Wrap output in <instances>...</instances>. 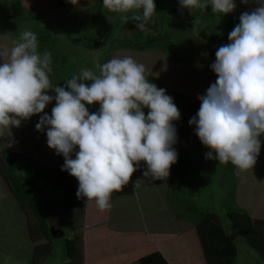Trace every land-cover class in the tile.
Wrapping results in <instances>:
<instances>
[{
	"label": "clouds",
	"instance_id": "clouds-1",
	"mask_svg": "<svg viewBox=\"0 0 264 264\" xmlns=\"http://www.w3.org/2000/svg\"><path fill=\"white\" fill-rule=\"evenodd\" d=\"M102 2L108 11L125 14L121 23L135 22L140 31L157 13L154 0ZM258 3L240 15L229 42L216 50L210 66L216 81L198 96L199 110L189 120L210 150L206 159L231 163L237 174L255 166L264 135V0ZM179 5L190 12L210 6L222 15L236 8L234 0H179ZM12 45L0 48V140L43 113L36 130L47 129L48 147L64 157L62 170L78 180L77 198L95 201L100 211L112 207V194L129 183L141 162L145 177L169 176L178 158L173 121L181 113L166 89L146 78L143 63L113 57L98 66V73L85 68L63 86H53L52 54L38 51L37 34L23 30ZM53 100L49 115L45 108ZM94 104L99 109L90 112L86 105Z\"/></svg>",
	"mask_w": 264,
	"mask_h": 264
},
{
	"label": "rangeland",
	"instance_id": "rangeland-1",
	"mask_svg": "<svg viewBox=\"0 0 264 264\" xmlns=\"http://www.w3.org/2000/svg\"><path fill=\"white\" fill-rule=\"evenodd\" d=\"M8 1L10 0H0V48H11L13 46L12 41L18 39L23 30L32 29L39 31L44 29V32L50 30V38L45 40L43 47L38 50L41 53L49 51L52 54L53 71L50 74V80L53 86H57V84L63 86L67 79L73 75H78L85 68L98 73L99 65L113 57L127 55L146 66L145 75L150 82L155 83L159 88L168 87L176 92L178 91V87H176L178 79L168 71H171L174 67V61L170 59L176 56H184L182 54V50L185 53L184 49L180 47H193L197 50L200 48L198 45L202 43L201 40L204 44L209 43L207 40L208 36L215 46L219 48L229 42V31L227 29L230 26L228 25L232 24L233 19L237 20L238 18L237 15L236 18H233L229 15L213 14L210 6L206 13L201 9H192L190 12L188 9H181L179 0H154L157 13L150 21L148 29L140 31L136 29L135 22L121 23L120 18L125 14L108 11L104 6H101V4L103 5L102 0H100V4L99 0H74V3H72V0H15L22 7V11H16V15L9 13ZM237 9L236 7L228 14L231 15ZM88 10L94 11L98 15L96 21L92 20L93 18L89 19L88 16L91 15ZM195 11H200V13L195 15ZM163 14L165 15L164 18H162ZM204 14L209 15V18H211L210 22L203 20L205 18ZM194 17L197 19H194ZM76 21H78L77 24ZM185 21H189L190 24L185 26ZM236 22L234 25H236ZM162 24H165L163 32L166 30L163 33L165 35L164 38L171 40L166 43L159 42L154 46L147 45L148 47L143 50L137 47H124L123 41L135 40L134 38L137 34H143V37L148 38L157 37L158 28L161 30L160 25ZM234 25H231V30L235 27ZM91 41H94V43L90 48L87 44ZM146 43L148 42H145V45ZM70 50L73 53L70 57L67 56L65 62L62 63L64 72L62 73L59 62L64 55L70 53ZM212 74L216 75L215 73ZM191 83H194V80ZM187 84L197 97L205 94L204 88L206 86L203 83L190 85L189 82ZM48 94L55 95L51 90ZM193 101V98L189 100L191 103L182 99L179 102V107L182 104H186L185 107L190 106L192 108ZM54 106L55 101L53 100L46 106L45 111L51 110ZM188 112L189 110L187 109L186 113ZM180 113L181 116L185 115V112L180 111ZM11 132L13 135L15 127L11 129ZM201 146L203 147L204 145L201 143ZM206 153L204 151L198 157L195 154L194 156L189 154L185 162L181 158L180 165H174V170L181 174L184 181L188 179L196 180L197 177L203 178V176H208V179L210 178V181H212L204 184V187L198 190L199 193H195L189 201H184V204L181 201L183 198L181 194H177L180 198L177 197L176 205L180 204V213L184 212L181 204L190 207L189 211L197 212L196 214L199 211H218L217 213H219L225 230H229L235 235V245L238 253L236 264H264L259 254L252 247L246 245L241 236L231 230L233 228L225 216L227 209L237 208L248 213L252 218L264 219V182L262 181L264 179V161L260 166L255 164L254 169L242 172L244 177H240L241 172L237 174V170L231 163L224 165L212 160L214 161L212 165H201L198 160L206 159ZM43 154L47 156L45 150H43ZM47 157L51 159L59 158L64 161V157L57 155L55 151L50 152ZM208 169H210L209 174L206 173ZM199 171L200 173H198ZM0 173V186L3 188L5 185L8 189L5 176L2 172ZM54 173L56 172L54 171ZM59 174L63 183L73 186L75 190L78 188L77 181L73 180V176L66 173ZM203 180L207 181L206 179ZM37 184L38 187L33 190V193L38 198L39 205H42L40 207L44 206L42 195L46 199L53 201V204H57V206L60 204L61 195L59 189L48 188L46 181H38ZM192 189L193 187L189 191ZM16 200L17 198L14 196L4 198L0 194V264H31L36 243L42 245V257L45 256L44 259H41L40 264H79L81 251L76 250L77 248L75 247L79 245L78 242L81 240L79 238L80 233L77 232L76 237L73 238L72 236L74 235L65 229L64 235L60 237L53 238L50 235L49 239L40 237L41 240L32 241L30 237L33 236V233L29 231V222L35 219L29 221L26 213L28 210L20 202L21 206L17 204ZM45 202L51 205V202L47 200ZM42 210L46 212L45 208ZM45 215H48L46 221L50 234L49 228L57 226V224H54L56 222L53 221L55 218L52 208H48ZM30 219L32 218L30 217ZM33 228H35V225ZM69 239L74 242L75 246L68 244ZM78 254L80 258L77 257Z\"/></svg>",
	"mask_w": 264,
	"mask_h": 264
},
{
	"label": "crops",
	"instance_id": "crops-1",
	"mask_svg": "<svg viewBox=\"0 0 264 264\" xmlns=\"http://www.w3.org/2000/svg\"><path fill=\"white\" fill-rule=\"evenodd\" d=\"M234 2L238 9L231 15L226 14L233 18L238 16L237 20L233 19L232 25L236 21V25L239 23V17L243 12L251 11L259 6L258 0H247L246 3L242 0H235ZM208 10L206 9L204 12L206 13ZM199 13L200 11H195V15ZM203 16L205 17L203 20L211 21L209 15L204 14ZM194 19L197 18L194 17ZM207 40L209 41L208 44H204L201 40L202 43L198 45L200 48L197 50L188 47L187 50H184L185 53L182 50L184 56H176L170 59L174 61V71L172 69L168 72L178 79L176 82L178 91L175 92L167 87L164 88L166 93L173 97L178 109L183 108V104L179 107V102L182 99L189 102L193 98L192 103L194 105L192 104V108L188 107V121H173L177 131V142L173 147L178 153V158L177 162L171 166L169 176L165 179L145 177L143 172L146 170V164L141 162L129 183L123 186L120 192L112 194L110 201L112 207L105 211H100L95 201H87V198L78 199L76 196L78 188L75 190L72 222L74 223L75 235L78 232L80 233L79 238H81L78 242L79 245L75 247L76 250L81 251V258L79 254L77 256L81 259L79 264H138L142 257L153 252H159L168 264H207L197 231V224L202 218L201 212L196 214L197 212L189 211L190 207L183 204L184 201H189L195 193H199L198 190L203 188L204 184L212 181L210 178L208 179V176L184 181L181 174L174 170V165H180L181 158L185 162L189 154L192 156L195 154L198 157L204 151H210L205 146H201V142L195 134V125H189V120L199 110L200 101L191 87L187 86L189 82L190 85L203 83L206 86L204 88L205 93L210 84L216 81L217 77L212 74L214 72L210 66L215 61V53L218 48L208 36ZM193 80L194 83H191ZM147 111L145 110V114ZM45 112L51 115V110ZM41 115L43 113L33 115L30 119L22 121L20 127H15L11 139L0 140V172L5 166L1 153L3 150H10L42 169L69 175L67 171L62 170L64 161L59 158L47 157L50 152L55 150L50 149L47 145V129L37 131L35 128ZM260 140L261 149L256 162L259 166L264 161V135L260 137ZM43 150L46 151L47 156H44ZM76 150L78 151V149ZM72 158H75L74 153ZM198 161L203 166L214 164V161L208 159ZM209 172L210 169L206 173L209 174ZM242 174L241 172L240 177H244ZM73 180H76L78 185V180L75 177ZM262 181L264 182V179ZM191 187L193 189L189 191ZM5 189L7 187L4 185L0 194L4 198L13 197L9 188ZM177 194H181L183 197L181 199L183 203L181 207L184 209L182 214L179 210L180 204L176 205L177 197L180 198ZM42 197L45 213L47 214L48 208H52L55 215L56 205L43 195ZM45 200L51 202V205L47 204ZM16 202L19 204V201L16 200ZM53 221L56 222L54 223L57 224L56 227L63 228L56 218ZM37 244L40 245V243L35 245ZM39 249L41 250V247ZM32 256L34 255L32 254ZM41 256L42 254L39 257Z\"/></svg>",
	"mask_w": 264,
	"mask_h": 264
},
{
	"label": "trees",
	"instance_id": "trees-1",
	"mask_svg": "<svg viewBox=\"0 0 264 264\" xmlns=\"http://www.w3.org/2000/svg\"><path fill=\"white\" fill-rule=\"evenodd\" d=\"M7 6L9 7V13L12 15H16L17 10L22 11L21 5L15 0L8 1ZM101 6L103 5L101 4ZM101 6L99 5V7ZM88 13L91 15L88 16L89 19L93 18L92 20L95 21L98 19V15L94 11L88 10ZM164 16L165 15L163 14L162 18H164ZM77 22L78 21H76V24ZM189 24V21L184 22L185 26H188ZM231 25L228 26L231 27ZM164 26L165 24L160 25L161 30H159L158 28L159 32L157 37L148 38L143 37V34H137L135 35V40H124V47H137L143 50L148 47L147 45L154 46L159 42L166 43L168 40L171 39L166 40L164 38L165 35H163V33L166 31L165 30L163 32ZM230 27L227 29V31L229 32L232 31ZM29 30L37 34L38 49L43 47L45 40H48L50 38V30H48L47 32H44V29H40L39 31H34L32 29ZM41 31L44 33H42ZM39 33L45 35H41ZM145 42L148 43H146L145 45ZM93 43L94 41H91L87 44V46L91 48ZM182 47L184 50H187L185 46ZM72 53L73 51L70 50V53L68 55H64L59 62L62 73H64L62 63H64L65 58L67 56L70 57ZM57 86H59V84H57ZM86 106L89 108L90 112H94L99 109V104ZM185 106L186 104H183V108L181 107L179 109L180 111L185 112V115L180 116V121H188L189 114L186 113V110L189 109L188 107L190 106ZM1 157L5 162V166L2 169V173L5 176L9 190L11 191L13 196L17 198L21 205L25 206L28 212H30L31 215L26 212L28 214L29 221L35 219L34 221L29 222V231L33 233V236L30 237L31 240H40V237H43L45 239L50 238L46 221L47 216L42 210L44 207H40L42 205H39L38 198L33 193V190L38 187V181H46V185L50 189H59L61 201L58 206L56 204L57 208L55 210L54 216L61 223V226L63 227L64 231L65 229L69 230L74 235L72 237L75 238V228L73 225L74 223L72 222L73 206L75 199L74 187L65 182L63 183L59 173L57 174L51 171L43 170L42 168H39L33 165L32 163L26 161L22 156H20L16 152L10 150H3L1 153ZM25 203L27 206L25 205ZM217 212L218 211L214 212L210 210L201 211L202 218L197 224V231L199 234L204 256L206 258L207 264H236V258L238 253L235 245V235L233 234V232L225 230L221 218L219 217V213ZM225 216L228 218L233 228L231 230H234L239 236H241L244 239L246 245L252 247L259 254V256L262 258V261L264 262V219L252 218L248 213L241 211L237 208L227 209L225 212ZM30 217L32 219H30ZM34 225L35 228H33ZM68 244L70 246H75L74 242L70 239L68 241ZM41 246L42 245L39 244L35 245L33 250L34 256L31 260V264H40L41 259L45 258V256L39 257L42 254V249H39V247ZM69 249L71 251V247ZM38 251H40L41 254L38 253ZM138 264H168V262L160 255L159 252H153L142 257L139 260Z\"/></svg>",
	"mask_w": 264,
	"mask_h": 264
},
{
	"label": "water",
	"instance_id": "water-1",
	"mask_svg": "<svg viewBox=\"0 0 264 264\" xmlns=\"http://www.w3.org/2000/svg\"><path fill=\"white\" fill-rule=\"evenodd\" d=\"M49 230H50V235L53 238L60 237V236L64 235V233H65L64 229L63 228H60V227L51 226L49 228Z\"/></svg>",
	"mask_w": 264,
	"mask_h": 264
}]
</instances>
